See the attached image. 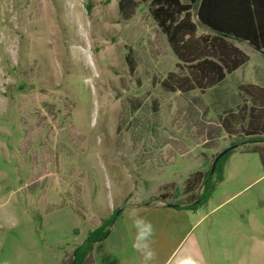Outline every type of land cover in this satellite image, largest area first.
Listing matches in <instances>:
<instances>
[{"label": "rangeland", "instance_id": "374dc122", "mask_svg": "<svg viewBox=\"0 0 264 264\" xmlns=\"http://www.w3.org/2000/svg\"><path fill=\"white\" fill-rule=\"evenodd\" d=\"M134 1L128 13L120 0H0V264H72L119 209L85 264H142L131 246L135 193L155 229L153 264L186 254L264 264V169L247 145L223 159L224 180L205 205L159 206L186 203L191 175L244 141L239 125L230 136L220 119L243 105L242 84L264 86V51L233 40L250 61L225 81L166 91L161 82L185 69L150 1Z\"/></svg>", "mask_w": 264, "mask_h": 264}, {"label": "trees", "instance_id": "16d2710c", "mask_svg": "<svg viewBox=\"0 0 264 264\" xmlns=\"http://www.w3.org/2000/svg\"><path fill=\"white\" fill-rule=\"evenodd\" d=\"M149 1L152 18L167 37L179 66L185 69L184 73H169L161 82L166 91L205 92L221 84L250 61V56L233 40L247 42L258 51H264V0H142ZM134 6V0H120L123 12L130 13ZM193 11H196L198 23L193 19ZM199 24L209 33L198 35ZM239 88L244 103L221 117L220 128L227 135L236 136L235 128L239 125L244 141H237L231 147L247 145V151L258 152L264 169V87L243 84ZM234 150L219 160L213 174L211 168L208 173L198 171L191 175L184 191L190 194L186 203L170 202L168 205L187 210L205 205L216 184L224 180L223 159ZM161 197L168 199L166 194ZM121 212L117 210L112 218L89 233L76 249L72 264H85L94 244L109 236L114 219Z\"/></svg>", "mask_w": 264, "mask_h": 264}, {"label": "clouds", "instance_id": "9594fccd", "mask_svg": "<svg viewBox=\"0 0 264 264\" xmlns=\"http://www.w3.org/2000/svg\"><path fill=\"white\" fill-rule=\"evenodd\" d=\"M142 198L140 193H135L129 200L130 218L135 229V236L131 246L142 257V264H153L156 259V252L152 248V237L155 229L151 221L138 214L135 207L142 202ZM180 264H199V261L191 254H186L181 257Z\"/></svg>", "mask_w": 264, "mask_h": 264}, {"label": "crops", "instance_id": "0c3cea01", "mask_svg": "<svg viewBox=\"0 0 264 264\" xmlns=\"http://www.w3.org/2000/svg\"><path fill=\"white\" fill-rule=\"evenodd\" d=\"M246 65V64H245ZM243 67V66H242ZM240 69V68H239ZM238 69V70H239ZM237 70V71H238ZM236 72V71H235ZM233 74V73H232ZM229 76V75H228ZM227 76V77H228ZM226 80V79H225ZM224 80V81H225ZM244 84H256V85H259V86H263V85H260V84H258V83H256V82H253V83H244ZM243 85V84H242ZM264 87V86H263ZM160 207H163L164 208V210H169L168 212H170V213H185V211H190V210H187V209H178V208H174V207H171V206H166V205H164V204H161V205H159ZM168 207V208H167Z\"/></svg>", "mask_w": 264, "mask_h": 264}, {"label": "water", "instance_id": "95a60500", "mask_svg": "<svg viewBox=\"0 0 264 264\" xmlns=\"http://www.w3.org/2000/svg\"><path fill=\"white\" fill-rule=\"evenodd\" d=\"M237 146L234 147H229L227 149H225L224 151H222L220 154H218V156L215 158L214 163L212 165V170H211V174L214 173L216 167H217V163L219 162V160L225 155L227 154L231 149H235Z\"/></svg>", "mask_w": 264, "mask_h": 264}]
</instances>
